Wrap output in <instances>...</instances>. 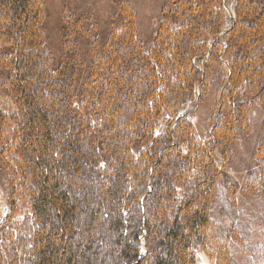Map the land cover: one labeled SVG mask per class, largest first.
Instances as JSON below:
<instances>
[{"label": "trees", "instance_id": "16d2710c", "mask_svg": "<svg viewBox=\"0 0 264 264\" xmlns=\"http://www.w3.org/2000/svg\"><path fill=\"white\" fill-rule=\"evenodd\" d=\"M223 2L182 0V23H163L146 51L136 14L119 0L118 25L77 104L76 49L66 42L54 64L42 39L44 0H0L19 123L3 153L12 196L27 199L23 218L0 227V264H202L199 252L231 264L230 238L211 211L249 104L264 98V0H233L234 23ZM217 70L220 117L203 141L187 112ZM164 112L157 134L152 118Z\"/></svg>", "mask_w": 264, "mask_h": 264}, {"label": "rangeland", "instance_id": "374dc122", "mask_svg": "<svg viewBox=\"0 0 264 264\" xmlns=\"http://www.w3.org/2000/svg\"><path fill=\"white\" fill-rule=\"evenodd\" d=\"M124 1V0H123ZM232 1L223 5L236 21ZM119 0H44L45 21L42 39L46 51L57 66L63 60L66 42H71L78 57L75 86L76 103L83 97V89L90 67L110 34L112 23L119 22ZM182 0H128L137 17V37L147 51L163 23L175 29L182 23ZM235 20V21H234ZM222 35V34H221ZM0 47V227L7 222L14 224L23 218L27 199L21 194L12 196L11 173L7 170L10 160L4 155V136L12 135L19 126L18 119L11 115L16 110L7 84L5 68L6 48ZM221 72L217 70L208 82L205 92L197 89V96L190 101L188 118L193 123L197 136L203 141L211 139L213 127L219 121L216 104L217 90L222 86ZM81 95V96H79ZM250 112L245 125L233 147L232 159L222 172L217 185V195L212 206V219L220 233L230 238L231 264H264V98L249 104ZM169 115L164 112L152 118L156 133L166 128ZM147 120L142 118L134 125L133 152L143 148L142 129ZM3 136V137H2ZM234 236V238H233ZM203 252L200 260L210 261ZM207 258V259H206ZM201 260V263L204 264Z\"/></svg>", "mask_w": 264, "mask_h": 264}, {"label": "bare ground", "instance_id": "6f19581e", "mask_svg": "<svg viewBox=\"0 0 264 264\" xmlns=\"http://www.w3.org/2000/svg\"><path fill=\"white\" fill-rule=\"evenodd\" d=\"M203 259V258H202ZM203 262H204V259H203ZM204 264H205V262H204ZM206 264H209L208 262H206Z\"/></svg>", "mask_w": 264, "mask_h": 264}, {"label": "water", "instance_id": "95a60500", "mask_svg": "<svg viewBox=\"0 0 264 264\" xmlns=\"http://www.w3.org/2000/svg\"><path fill=\"white\" fill-rule=\"evenodd\" d=\"M235 21V20H234ZM206 257V256H205ZM207 259V258H206ZM201 260L203 261V259L201 258Z\"/></svg>", "mask_w": 264, "mask_h": 264}]
</instances>
